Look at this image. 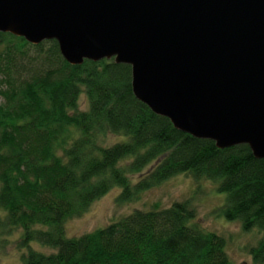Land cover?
<instances>
[{"label": "trees", "instance_id": "1", "mask_svg": "<svg viewBox=\"0 0 264 264\" xmlns=\"http://www.w3.org/2000/svg\"><path fill=\"white\" fill-rule=\"evenodd\" d=\"M109 134L122 139L109 143ZM177 174L226 194L222 215L260 232L249 253L264 262L263 158L246 144L218 148L176 129L134 96L128 64L73 65L53 39L31 44L0 32V228L22 231L20 264H232L224 238L193 222L189 200L65 235L66 219L112 187L131 200ZM34 241L53 251L32 249Z\"/></svg>", "mask_w": 264, "mask_h": 264}, {"label": "water", "instance_id": "2", "mask_svg": "<svg viewBox=\"0 0 264 264\" xmlns=\"http://www.w3.org/2000/svg\"><path fill=\"white\" fill-rule=\"evenodd\" d=\"M0 32L53 39L69 64H128L176 129L264 159V0H0Z\"/></svg>", "mask_w": 264, "mask_h": 264}, {"label": "rangeland", "instance_id": "3", "mask_svg": "<svg viewBox=\"0 0 264 264\" xmlns=\"http://www.w3.org/2000/svg\"><path fill=\"white\" fill-rule=\"evenodd\" d=\"M78 108L87 109L84 94L79 97ZM122 138L109 134V143H115ZM139 175H132L134 183ZM120 188L112 187L107 193L94 200L79 216L66 219L64 231L67 237L79 236L102 228L112 221H116L135 209L150 210L168 207L175 201L189 200L195 209L193 222L201 229L221 235L225 240V251L232 264H264L253 261L249 253L261 234L256 228L243 230L238 220L226 219L221 209L226 203V194L219 192L216 185L208 180H195L187 174L174 175L157 185L139 192L131 200H118ZM0 215H4L0 210ZM22 231L4 225L0 228V264H20L21 255L26 252L19 244ZM29 246L43 253L52 252V248L37 242Z\"/></svg>", "mask_w": 264, "mask_h": 264}]
</instances>
